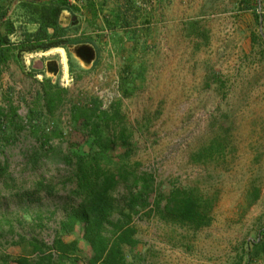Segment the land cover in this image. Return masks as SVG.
Returning <instances> with one entry per match:
<instances>
[{
	"label": "rangeland",
	"instance_id": "374dc122",
	"mask_svg": "<svg viewBox=\"0 0 264 264\" xmlns=\"http://www.w3.org/2000/svg\"><path fill=\"white\" fill-rule=\"evenodd\" d=\"M254 3L247 8L232 0H137V19L133 12L128 18L138 28L147 20L139 47L133 50L124 33L105 29L95 35L98 61L81 74H69L67 60L63 69L55 53L10 60L0 72L6 135L0 162L7 167L0 179V255H23L39 264L13 242L21 236L50 246L64 213L76 204L71 166L62 157L69 143L86 150L70 111L93 97L102 109L121 101L133 131L129 165L137 174L150 175L155 186L192 187L215 200L210 224L199 230L166 224L147 214L150 207L133 215L138 243L132 252L124 248L129 260L247 264L246 249L264 232V21L256 20ZM127 67L133 90L123 97L120 80ZM43 90L55 94L53 108H45ZM213 140L224 145L222 156L193 161ZM129 195L125 186L113 192L125 211ZM78 249L75 256L84 262L88 251L81 242ZM249 264H264V254Z\"/></svg>",
	"mask_w": 264,
	"mask_h": 264
},
{
	"label": "trees",
	"instance_id": "16d2710c",
	"mask_svg": "<svg viewBox=\"0 0 264 264\" xmlns=\"http://www.w3.org/2000/svg\"><path fill=\"white\" fill-rule=\"evenodd\" d=\"M126 2L127 8L123 11L119 10L113 22L104 19L103 27L98 28V32L102 33L106 29L114 34L124 33L127 41L131 42L133 50H136L140 38L146 32L142 27L147 24V20L140 28L136 27L135 21H130L128 18V13L133 12L132 17L137 19L139 8L134 7L136 0H126ZM61 11L75 13L79 8L70 5L67 0H56L55 3L42 9L40 31L34 35H27L17 45H13L8 39L9 28L5 25L3 32L0 31V72L10 60H21L24 54L44 53L61 48L67 50L69 74L84 73V68L73 62L68 53L67 46L70 44H91L93 48L84 46L81 56L86 63L92 60L97 62L99 47L96 40L94 43L90 38H81L80 41L65 38L67 30L59 27L57 23ZM255 18L260 19L258 15H255ZM93 24L95 22L90 24L89 28L93 29L96 26ZM49 29L52 30L51 33L48 32ZM62 36L64 38L60 39ZM56 37L59 39L54 40ZM139 68L141 71L142 68L140 66ZM122 74L120 91L123 97H127L133 90L134 77H130V67L124 69ZM62 92L66 90L63 89ZM53 95L55 94L43 90L42 97L47 99L44 100L45 108L54 107L56 97ZM120 104L121 101L117 100L108 108L102 109L101 102L92 97L83 104L72 105L71 124L82 135L81 140L88 144L84 150L79 145L80 142L69 143L68 154L62 157V161L71 166V175L68 178L71 183L70 194L77 202L64 213L50 246L36 238L27 239L19 236L13 242V246L21 247L24 254L35 255L40 263L48 264H135L129 260L124 248L128 247L132 252L138 243L134 238L136 231L130 223L133 215L139 214L143 209L150 207L147 209V214L155 213L159 220L166 224L193 230H199L210 224L215 202L213 198L201 194L192 187L182 188L174 184H168L164 188L162 187L164 184L155 186L150 175L137 174L129 165L133 131L126 116L121 112ZM36 111L37 114L41 113L39 110ZM32 114L34 112L30 113L29 121H32ZM12 116L17 117L14 112ZM4 121L5 115L0 116L1 138L6 136L2 135ZM1 138L0 141L4 140ZM49 140L50 137L46 134V141ZM223 146L221 141L213 140L206 148L193 155V161L201 163L215 155L222 156ZM116 149L121 151L114 154ZM6 175V164L0 162V179ZM119 186H125L130 194L129 202L125 206L127 211L117 206L113 197V192ZM149 199H152L151 203ZM114 215H117V218L113 221L111 218ZM68 236L72 237V240L66 242L64 237ZM80 242L88 251L84 262L75 256L79 251ZM260 254H264V232L259 234L257 242H253L246 249L247 264ZM54 257L56 263L53 261ZM0 264H30V262L29 257L23 255L15 260L0 255Z\"/></svg>",
	"mask_w": 264,
	"mask_h": 264
},
{
	"label": "crops",
	"instance_id": "0c3cea01",
	"mask_svg": "<svg viewBox=\"0 0 264 264\" xmlns=\"http://www.w3.org/2000/svg\"><path fill=\"white\" fill-rule=\"evenodd\" d=\"M55 1L56 0H0V16L2 17V19H0V31L3 32L4 26L7 25L9 28L8 39L13 45H17L27 35H34L40 31L41 11L45 7L55 3ZM124 1L125 0H67L70 5H75L79 8V11L75 13L61 11L57 20L58 26L67 30V33L65 34V38L67 39L80 41L81 38H90L93 39L95 43V35L99 32L89 28L90 26L85 27V24L89 25V23L94 22L97 24L100 22L103 23L104 19L113 22L117 11L122 10ZM254 1L256 2V0H232V3H236L233 5H238V3H240L241 6L250 8L253 6ZM48 32L51 33L52 30L49 29ZM63 38L64 36L60 39ZM58 39L59 38L56 37L54 40ZM84 46L93 48L91 44L85 43L70 44L67 46V49L73 62L86 68L87 65L89 66V64H93V60L87 63L84 61L83 56H81V54H83V49L85 48ZM56 49L61 48H55L44 53L24 54L22 58H42L55 53L54 50ZM63 52L65 59L67 60V50H63ZM55 54L60 58L58 53ZM37 74L40 75V73Z\"/></svg>",
	"mask_w": 264,
	"mask_h": 264
},
{
	"label": "built area",
	"instance_id": "2783aa9c",
	"mask_svg": "<svg viewBox=\"0 0 264 264\" xmlns=\"http://www.w3.org/2000/svg\"><path fill=\"white\" fill-rule=\"evenodd\" d=\"M254 12L259 16L260 20L264 18V0H256Z\"/></svg>",
	"mask_w": 264,
	"mask_h": 264
},
{
	"label": "bare ground",
	"instance_id": "6f19581e",
	"mask_svg": "<svg viewBox=\"0 0 264 264\" xmlns=\"http://www.w3.org/2000/svg\"><path fill=\"white\" fill-rule=\"evenodd\" d=\"M53 52V51H52ZM55 53H58L60 55V58H61V64H62V67L63 69H65V57H64V52L63 50L61 49H56L54 50Z\"/></svg>",
	"mask_w": 264,
	"mask_h": 264
}]
</instances>
